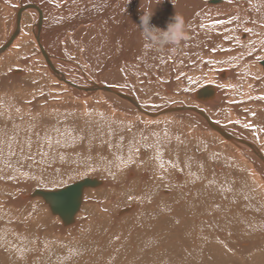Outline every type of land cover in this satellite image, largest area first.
Here are the masks:
<instances>
[{
	"label": "bare ground",
	"instance_id": "obj_1",
	"mask_svg": "<svg viewBox=\"0 0 264 264\" xmlns=\"http://www.w3.org/2000/svg\"><path fill=\"white\" fill-rule=\"evenodd\" d=\"M148 12H153L150 24L160 29H164L174 15L182 18L185 39L174 50L165 48L156 51L145 47L136 25L139 24V17ZM30 44L35 49L33 55L28 53ZM263 63L264 0H0V235H30L27 232L28 225H33L30 220L37 225L45 224L49 232L45 231L56 236L50 245L56 244L68 251L66 260L57 264H78L77 259L80 258L73 245L96 240L84 229L86 211L91 208L87 203L90 201V204L106 208L105 213H108V200L115 201L110 193H115L119 183L113 179L96 178L94 174L99 172L96 169L92 173L69 175L60 180L56 178L47 183L50 186L42 182L34 185L38 188L34 190L31 189L32 184L20 182V187L24 186V189L13 192L10 187H5L9 183L7 175L11 170V160L20 156L28 160V155L38 157L36 153L56 149L61 140L69 145L79 139L80 144L84 141L80 137L86 139L94 133V136L122 143L123 138L133 132L138 138L135 141L141 146L147 145L152 153V159L145 160V163L153 166L151 170L157 165L161 169L163 164L165 172L159 174V171L155 175L145 170L138 174L127 165L121 179L133 191L132 203L115 209L113 206L114 211H110L112 219L120 221L123 216L120 222L130 221L129 227L131 221L136 223L143 217L149 219L163 213L160 220L170 225V230L169 235L163 238L159 234V240L153 243L151 236L155 235V231L149 228L153 231L147 236L149 240L136 244L137 251L122 258L119 264H264V224L255 225L254 221L253 228L263 231L256 235L254 229L248 228L246 234L254 235L249 240H239L235 236L238 230H234V188L242 192L239 193L240 198H245L244 201H237L241 210L245 209V213L254 220L263 219L260 213L247 209L255 206L252 196L259 195L252 190L251 183L258 179L264 182V163L260 158H264V151L256 142L259 132L264 140V99H261L264 97ZM198 75L204 77L209 85L193 93L183 92L196 100L191 105H165L151 109L142 101L143 95L146 96L150 88L158 86L159 82L168 94L177 87L184 90L189 80ZM205 87H211L214 96L201 101L196 93ZM113 105L117 107L112 108ZM179 107L202 112L217 128L232 136L234 142L210 127L194 111L151 115ZM228 110L234 123L240 126L239 130L256 128V135L241 136L229 130L224 117L221 118ZM119 111L127 115L118 114ZM128 115L140 116L148 121L141 127ZM185 118L198 124L186 126ZM166 119L167 123L162 122ZM133 124L141 127L140 131L132 129ZM92 130L94 132L89 135ZM204 130V134L210 135L214 142L202 138L201 131ZM193 144H196L194 151L200 159L197 164L192 158L193 148L190 145ZM203 148L208 154L198 152ZM139 152L141 158L146 154L143 147ZM80 157L77 156L78 159ZM200 162L202 164H198ZM45 165H42L43 169ZM102 169L106 174L118 173L114 166L104 165ZM195 169L203 171L196 174ZM172 171L173 175H170ZM226 173L235 180L230 185L225 183L230 179ZM84 175L86 177L82 178ZM203 175L206 180L199 185ZM86 178L96 179L101 186L84 190L79 210L71 223L63 224L41 197H30L35 190L54 192ZM183 179H186L184 183ZM149 180L169 183L159 192L156 187L155 196L154 188L146 191L147 186H144ZM178 181L183 185L190 182V185L183 186ZM244 186L251 191L249 194L248 190L244 192ZM100 187L103 191H92ZM141 203L143 207L150 206L156 210L153 209V214L147 213V208L140 210ZM260 204L264 206V199ZM22 206L28 207L27 213L35 211L37 214L24 218V227H21V216L14 214L15 209L19 213ZM89 213L92 216L91 211ZM45 231L40 235H47ZM0 256L5 264L9 262L3 248H0ZM40 256L42 254L36 252L28 257L29 264H35V257ZM0 264L4 261L1 260Z\"/></svg>",
	"mask_w": 264,
	"mask_h": 264
},
{
	"label": "rangeland",
	"instance_id": "obj_2",
	"mask_svg": "<svg viewBox=\"0 0 264 264\" xmlns=\"http://www.w3.org/2000/svg\"><path fill=\"white\" fill-rule=\"evenodd\" d=\"M234 42H235V40H234ZM28 53L31 54V55H33L35 53V49L33 48V46L31 44L28 46ZM205 81H206V79L204 77H202L201 75H198L196 78L189 80L188 85H187V87L184 90L183 89H180V88L178 90V87H177V88H174L175 91L172 90L168 94L164 91L165 89L162 86L163 85L162 82H159L158 83V86H155L152 89L150 88L149 92L147 93L148 96L147 95L146 96L143 95L142 101L145 103V106L146 107L151 108V109H156V108H159V107L165 106V105H167V106H170V105L171 106H176V105H191L192 103L196 102V100L193 99V98H190L188 96H185L183 92L185 91V94H189L190 92L193 93V91H195L197 89H200V88H202L204 86L209 85V83H205ZM128 91L129 90L127 89V92ZM151 92H152V94H150ZM128 93L134 95L133 91L132 92L129 91ZM178 96H180L181 98H178ZM99 103L101 104L102 101L99 102ZM115 107H117V106H114V105L112 106V108H115ZM249 110H251V108H249ZM122 113L123 114L125 113L127 115L126 112H120V111L118 112V114H122ZM128 116L130 117V120H132V122H136V123L140 124L141 127L144 124V122L146 123L148 121V119L143 118V117H140V116L139 117L138 116H130V115H128ZM231 117L232 116L230 114V110L226 111L225 113L223 112V114L221 116V118L225 119L224 120V123L228 125L229 130H231L232 132L235 131V133H237L238 135H241V136H247V134L250 135V133L256 135V132H255L257 130L256 128H255L256 129L255 130V129H252L251 127H247L244 130H239L240 129L239 128L240 126L237 123H234V120ZM173 118H176V117H173ZM167 119H171V117H167ZM167 119L166 120H163L162 122H166L167 123V121H168ZM178 119H180V118H178ZM183 121L185 122L186 126H195V125L198 124V123L195 124L196 121H194L193 119H190V118H185ZM141 127H138V125H135V124L132 125V129L136 128L138 131H140ZM79 129H82V128H80V126H79ZM83 130L88 131L87 129H84V128H83ZM93 132L94 131L92 130V131H90L88 133H89V135H91ZM204 133H205V130H204V132L201 131V135L202 136L204 135L203 137L201 136L203 139L206 138L205 139L206 141H211V142L213 141L214 142V140H212L213 138H211L210 135H208L207 133L206 134H204ZM93 134L91 136H89V137H86V139L80 137L82 140H84L83 141L84 143L82 142L80 144H78L80 142V141H78L79 139H77L76 141L71 142L69 145L65 144L64 140H61L60 142H58L59 146L56 149H53V150H50V151H47V149H46V151L38 152V153H36V155L39 154L38 157H33L31 155H28V158L27 159L29 160V162H27L28 160H26V157H24V158L22 157L21 158V156H20V157L13 158L11 160V163H10L11 170H10V172L7 175V177H8L7 178V181H9V183H8V185L6 184L5 187L6 188H9L10 187V189L13 190V192L21 191L22 189H24V186L23 187L22 186L20 187L19 183L20 182H23V183L32 184L31 189L34 190V189H38V188H36L37 186H34V185H38V184H40L42 182H44L42 184H45L47 186H50L47 183H50V182L54 181L56 178L60 180L62 177L64 178V177H67L69 175H72V176L83 175V174H87L86 172L92 173V172H95L96 169H98L99 172L97 174H94V175L97 176L96 178H102L103 177L105 179H111V180L113 179L114 181H116V182L119 183V187H117V189H115V193H113V194L110 193L111 196H114V198H115L114 200L115 201L114 202H111L110 200H108L110 202L109 203L110 204L109 205V210L110 211H114L113 210V206H114V209H115L119 205H122V204L123 205L124 204L127 205V204L132 203V199L131 198L133 197L132 196L133 195V191L131 189H129V186L128 185L123 184L124 183L122 181L123 179H121V177L123 178L124 170L126 169V166L127 165L132 166L134 168V171H137L136 173H138V174H141L143 172H146L147 170H149L150 172H153L154 174L156 172H159V171H160L159 174H163L165 172V165H163V164H161V169L159 168L160 166L157 165L156 166V169L151 170V169H153V166L148 165V163H145L146 162L145 160H151L152 159V153H151V151H150V149L148 148L147 145L141 146V145H139L140 143L138 141H135V140H138V138H135L136 136H134L135 133L131 132L130 134H127L123 138V142L122 143H119L120 141H117V140L112 141V140L107 139V138H102V137H99V136H94ZM256 142L257 143L258 142L260 143V144H257V145L260 146V148L264 151V140H263V136H262V134L260 132L256 136ZM127 143H128V145H126ZM194 145H196V144L190 145L193 148V152L191 150L190 151H191V153L193 155V157L192 156L191 157L194 158L193 161L195 162V164H197V160L199 158L195 154V151L194 150L197 149V148ZM140 147H143L145 149V151H146L145 152L146 153L145 156L142 157V158H141L142 155L139 152L140 151ZM87 149H88V151H87ZM199 149H201V148H199ZM56 150L57 151L59 150V151L57 152ZM73 152L75 154H73ZM106 152H108V153H106ZM198 152L204 153V155L205 154H208V151H206V149H204V148L202 150H199ZM76 153H77V156L78 157H79V155L81 156L79 159L77 158ZM188 156H190V155H188ZM123 158H124V160H123ZM74 159L75 160L78 159L77 160L78 162L75 161ZM58 161H60V163ZM84 161H86V162H84ZM88 161H90V162H88ZM199 161H200V159L198 160V162ZM137 162H139V164ZM45 163H46V165L47 164H49V165H47V167H46ZM63 163H67V164H63ZM114 163H115V165H114ZM27 164L29 165L28 167H27ZM43 164L45 165V168L44 169L46 171L43 169V166H42ZM198 164H202V163L200 162ZM104 165H106V166H114L115 168L118 169L116 172H118L119 174L118 173H115V172L114 173L106 174V172L102 169V166H104ZM224 165H226V164H224ZM20 166L23 167V168L25 167V168L23 169ZM138 170L141 171V172H139ZM179 171H181V170H179ZM194 171H195L196 174H200L203 170L202 169H199V170L198 169H195ZM12 172H18V173H12ZM48 172H50V173H48ZM51 172L53 173V175L51 174ZM10 173H12V174H10ZM31 174H33V175H31ZM42 174L45 175L46 178L44 176H42ZM156 174H158V173H156ZM15 175H18V177L15 176ZM170 175H173V171L170 173ZM14 176H15V178H13ZM28 176H30V177H28ZM204 176L205 175H203L201 177L202 178V181H200L201 183L199 182V185H202L203 182L206 180V178ZM226 176L227 177H230V179L227 180V182H225V183H227L228 185H230L232 183L233 178L231 176H229V173H226ZM85 177L86 176L84 175V177H82V178H85ZM16 178H17V180H16ZM153 181L149 180L150 183L147 181L146 183H144V186H145V188L147 186L146 191L149 188H150V190H152L154 188L153 190H155V193L153 192V195H155V196L157 195V189H155L156 187L158 188V192H159V189L161 187H166L165 185H167L169 183V182L166 183V182L158 181V180H156L155 182H153ZM182 181L184 183V181H186V179H183ZM233 181H235V180H233ZM152 182L154 183V185H153ZM178 183L179 184H182L181 181H178ZM188 183H190V182H187L186 185L185 184L184 185L182 184V185L183 186H189L190 184H188ZM69 184L70 183H68V185ZM251 184H252V186H251L252 187V190L257 195L259 194L258 196H260V197H258V196H254L253 197L252 196V198H253V199L251 198L252 204H255V206L252 207V209H251V207H249L247 209L248 210H252V212L260 213V215L263 217V219H258V220L255 219L254 220V218H252L251 216H249V215H247L245 213V209H243L244 211L241 210L240 203H238V202L240 200L241 201L242 200L244 201L245 198H242V197L240 198L239 193L241 191H235L236 189L234 188V216H235L234 217V230H238V233H235V234H237L235 236L236 237L238 236L237 238L239 240H241L243 238H246V239L248 238V240H249V239H251L252 236L254 237V235H251V233L250 234H246L248 228L254 229L255 232H256V235H259L260 234V231H263V229L262 230H259L261 228H258V229L256 228L255 229V228H253V226H255L256 224H258L259 226H261V225L264 224V216H263L264 215V212H263L264 211V206L260 204L261 201L264 199V182L263 181H259V179H258V181L255 180L254 183H251ZM51 187H53V186H51ZM259 189L261 191L259 193H257L256 191H258ZM126 190L129 193V196L130 197L128 196V193H126ZM246 190H248V188H247V186H244V192H246ZM92 191H94L95 193L96 192H101V191H103V188L100 187V188H97V189H93ZM146 191H144V192H146ZM250 192L251 191H249L247 193L249 194ZM121 193H123V195H121ZM162 195L166 196L167 193H163ZM127 199H129V200H127ZM189 200H187L186 202H188ZM259 200H260V202H259ZM87 204H88L87 206L88 207L91 206V208L86 211V213L88 212V214L86 215V219H85L86 226H85L84 229H86V231H88V233L91 236L93 235L92 236L93 239H96V240L95 241H93V240H87L88 242H86V240H85V241H82L81 243H78V245H73V248L75 250V253L77 254V252H78L77 257L80 258L78 260L77 257L75 256L76 259H77L78 264H100V263L101 264H105V263L106 264H111V262H112V264H115V261H116V264L121 263V261H123L122 258L124 259V257L126 258L127 256H131L132 253H134L135 251H137L136 249L138 247L137 246L138 244L142 243L144 240H147V239L149 240V238H147V236L151 232H153L152 230H149V228H153V230L155 231V232H153L155 235H152L151 236V237H153L152 238L153 243L156 242L155 240H159L160 236L163 238L167 234L169 235L170 228H168V227H170V225H166L163 222V219L160 220V216L163 213L162 214H158L156 217H153V218L149 217V219H144V217H143L142 219L139 220V221H141V223L139 221L138 222L136 221V223L134 221L133 222L131 221V226H132V228H131V226L128 227V225H130L129 224L130 221H127L126 222L124 220V221L120 222L121 220H123V218H122L123 216L121 218L119 217L120 218V221H114L112 219L113 216H112V214H111L110 211L108 213H105L106 208L104 210V209L101 208V206H98L97 204L96 205L94 203H91L90 204V201ZM138 204H140V202H138ZM235 205H236V207H235ZM9 206L10 207H13L12 205H9ZM141 206L142 207H140L141 208L140 210H143L144 208L145 209L147 208L146 209V212L149 213V214H153L154 207H150V206H144L143 207V203H141ZM257 206H259V207H257ZM27 208H28L27 206H22V208H20L19 213H16V211H18L17 209H15V211H14V214H18V217L21 216V218H19L20 220H22L21 222H23L21 227H24L23 224L26 221V219L24 220V218H26L30 214L32 216H36L37 215L35 211L32 212V213H27L26 212ZM97 209L101 210L102 212L101 211H98ZM154 210H156V209H154ZM89 211H91L92 216L89 213ZM150 212H152V213H150ZM242 214H243L244 217L242 216ZM96 215H97L98 218L96 217ZM99 215H101V216H99ZM245 216H246L247 219L245 218ZM240 217H241L242 220L240 219ZM143 219L145 221L146 220L147 221L145 222ZM109 220L112 221V222H110ZM250 221L253 222V223H250ZM254 221H256L255 222V225H254ZM258 221L261 222V223L259 224ZM21 222H19V223H21ZM30 222L33 224V225H31L32 227L30 225H28L29 226L28 227L29 229H28L27 232H29L30 235H22V234L21 235H0V248H3L4 251L7 253V256L6 257L8 258V261H9V262L6 261L7 264H29L30 261H29V258L28 257L31 258V256L34 255V253H36V252H39L40 254H42V256H40L39 258H36L35 257V260H34L35 261V264H57L60 261L63 262L64 260H66V255L68 254V251L65 252L64 249L58 248L56 244H51L50 245V242L52 240H55L56 239V236L55 235H49L47 233V232H49V230L46 229V227H48V226H46L45 224L44 225H37V224L33 223L31 220H30ZM45 222H47V221H45ZM109 222H110V224H109ZM235 224H237L238 226L235 225ZM148 225H149V227H148ZM159 225H160V227H159ZM87 226H89V227H87ZM114 226H115V229H114ZM25 227H26V225H25ZM116 227H117V229H116ZM242 228H243V230H242ZM127 229H128V231H127ZM29 230H31V231H29ZM38 230H39V232H38ZM42 231H45L47 233V235L45 234V232H43L45 235H40V232H42ZM108 231H110V233ZM161 231L164 232V233L162 234ZM50 232H53V231H50ZM138 232H139V234H138ZM22 233H25V231H23ZM97 233H98V235H97ZM102 234L106 238H104V236ZM159 234H160V236H159ZM111 235H112V237H111ZM12 236H14V237H12ZM101 236H102V238H101ZM241 236H243V237H241ZM103 238H104V240H101ZM111 238H113V241H112ZM140 238H142V239H140ZM105 239L106 240L108 239L107 242H106ZM116 239H118V240H116ZM120 239L122 240V242H121ZM116 243L117 244L118 243L121 244V246H119V244L116 245ZM160 244L161 243H159L158 245H160ZM126 246H128V247H126ZM79 248H80V250H79ZM132 248H134V249H132ZM91 251H92V253H91ZM18 252H20V255L18 254ZM82 252H83L84 255L82 254ZM160 253H163V252H160ZM118 257H119V259H118ZM1 260L4 261V264H5V260L0 256V262H1ZM61 264H63V263H61ZM64 264H67V263H64Z\"/></svg>",
	"mask_w": 264,
	"mask_h": 264
},
{
	"label": "water",
	"instance_id": "obj_3",
	"mask_svg": "<svg viewBox=\"0 0 264 264\" xmlns=\"http://www.w3.org/2000/svg\"><path fill=\"white\" fill-rule=\"evenodd\" d=\"M213 96L214 90L211 87H205L196 93V97L201 101L211 99ZM128 99L133 101L129 97ZM185 110L194 111L195 113L201 115L208 122L210 127H212L214 130H217L220 134H223V136L226 137V139H228L229 141L234 142V138L232 136H230L227 132L217 128L203 115L202 112L195 110L194 108H167L151 115H157L167 112H183ZM238 141L241 142L240 140ZM260 158L264 163V158ZM98 186H101V182L97 181L96 179L86 178L74 184H71L66 188L54 192H44L41 190H35L30 195V197H41L44 201L49 203L51 212L55 215H58L62 219L63 224H68L73 221L74 215L79 210L84 190L88 188H96Z\"/></svg>",
	"mask_w": 264,
	"mask_h": 264
},
{
	"label": "clouds",
	"instance_id": "obj_4",
	"mask_svg": "<svg viewBox=\"0 0 264 264\" xmlns=\"http://www.w3.org/2000/svg\"><path fill=\"white\" fill-rule=\"evenodd\" d=\"M160 2V0H157ZM153 12L142 14L136 25L145 41V47L156 51L170 48L174 50L185 39V26L181 17L174 15L164 29L150 24Z\"/></svg>",
	"mask_w": 264,
	"mask_h": 264
},
{
	"label": "snow or ice",
	"instance_id": "obj_5",
	"mask_svg": "<svg viewBox=\"0 0 264 264\" xmlns=\"http://www.w3.org/2000/svg\"><path fill=\"white\" fill-rule=\"evenodd\" d=\"M261 99H264V97H261Z\"/></svg>",
	"mask_w": 264,
	"mask_h": 264
}]
</instances>
